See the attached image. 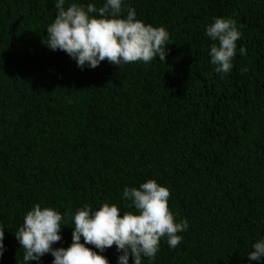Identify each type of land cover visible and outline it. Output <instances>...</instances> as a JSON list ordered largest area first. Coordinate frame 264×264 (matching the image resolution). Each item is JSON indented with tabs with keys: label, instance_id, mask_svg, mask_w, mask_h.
Here are the masks:
<instances>
[{
	"label": "trees",
	"instance_id": "16d2710c",
	"mask_svg": "<svg viewBox=\"0 0 264 264\" xmlns=\"http://www.w3.org/2000/svg\"><path fill=\"white\" fill-rule=\"evenodd\" d=\"M73 2L105 0L66 7ZM123 6L169 32L166 62L81 69L43 43L55 0H0V264H25L15 233L34 205L65 217L53 248L67 249L78 209L134 212L123 191L149 179L170 190L176 222L188 227L175 249L162 238L142 264H264L247 258L264 240V0ZM216 18L235 19L242 34L227 74L211 63L206 29ZM100 254L109 264L122 255L115 246Z\"/></svg>",
	"mask_w": 264,
	"mask_h": 264
},
{
	"label": "clouds",
	"instance_id": "9594fccd",
	"mask_svg": "<svg viewBox=\"0 0 264 264\" xmlns=\"http://www.w3.org/2000/svg\"><path fill=\"white\" fill-rule=\"evenodd\" d=\"M123 5L124 0H105L99 8L92 3L85 6L75 2L66 7V0H55L57 14L46 29L48 35L43 43L53 51L67 53L81 69L86 65L95 69L104 61L120 68L140 62L149 64L157 57L166 62L169 32L163 26L154 27L137 19L134 8L128 7L124 15ZM241 35L232 18H216L207 27L206 36L213 41L210 56L216 73L232 71ZM240 53L246 55L247 49L240 48ZM170 197L167 187L149 179L139 188L126 187L123 191V199L130 202L127 207L134 208V212L121 214L116 204L109 203L93 211L85 204L73 217V239L67 249L53 248L62 240L61 224L65 217L51 207L36 204L15 233L24 249L23 261L31 264L50 253L53 264H109L100 253L113 246L122 253L118 264H129L130 259L134 264H142L144 257L154 261L162 238L166 237L168 245L175 249L183 239L179 234L188 227L186 219L176 222ZM4 238L5 230L0 228V259L4 255ZM252 248L247 257L250 261L264 259V240L257 241Z\"/></svg>",
	"mask_w": 264,
	"mask_h": 264
}]
</instances>
